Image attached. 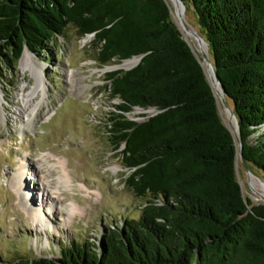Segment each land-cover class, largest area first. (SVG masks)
<instances>
[{
    "label": "trees",
    "instance_id": "trees-1",
    "mask_svg": "<svg viewBox=\"0 0 264 264\" xmlns=\"http://www.w3.org/2000/svg\"><path fill=\"white\" fill-rule=\"evenodd\" d=\"M181 1L236 116L248 169L264 183V0ZM70 25L93 35L102 66L144 55L106 74L119 100L108 133L142 205L98 242L34 264H264V203L244 194L236 139L169 1L0 0L2 69L16 71L25 48L45 56ZM138 108L154 113L139 122L129 116Z\"/></svg>",
    "mask_w": 264,
    "mask_h": 264
},
{
    "label": "rangeland",
    "instance_id": "rangeland-1",
    "mask_svg": "<svg viewBox=\"0 0 264 264\" xmlns=\"http://www.w3.org/2000/svg\"><path fill=\"white\" fill-rule=\"evenodd\" d=\"M185 18L198 31L193 13L186 12ZM66 33L49 46V56L25 48L16 71L0 64V264L59 259L71 244L98 242L109 227L140 215L142 202L125 184L129 172L107 127L119 100L111 98L106 80L116 69H105L125 61L102 66L92 36L81 38L72 25ZM32 68L38 69L46 89L28 97L36 84ZM25 102L27 116L22 113ZM152 113L136 109L129 116L141 122L142 115ZM221 115L231 127L222 103ZM59 161L67 167L69 184L59 181L65 175ZM252 178L249 182L240 172L244 194L264 203L256 194L263 182ZM31 209L45 216L46 228L37 225Z\"/></svg>",
    "mask_w": 264,
    "mask_h": 264
},
{
    "label": "bare ground",
    "instance_id": "bare-ground-1",
    "mask_svg": "<svg viewBox=\"0 0 264 264\" xmlns=\"http://www.w3.org/2000/svg\"><path fill=\"white\" fill-rule=\"evenodd\" d=\"M170 1H172V0H170ZM174 7H175V16L177 17V19L182 21V22L185 21L184 23L188 27V30H185V37L187 38L189 43L193 46L194 50H196V51L198 50L199 52H201V50H203L204 52L207 53V51H208L207 44L205 42L200 43L199 41H197V39L195 37V33H197V31L188 24V22L185 18L186 9L183 8L182 6H180L179 8L177 6H174ZM26 57H27V53L25 54L23 61L25 60ZM136 61H137L136 59H130V60L125 61L122 64L115 65L112 67H107L105 69V71H110L113 69H129L136 64ZM205 68H206V71H207V74H208V77H209L211 83L214 85V90H215L216 95L218 97H220L222 95L221 86L219 84L215 83L212 68L210 66H207V65H205ZM32 70L36 74V76H35L36 77V84H35L34 88L32 89V92L30 93V95L28 97H30L32 95H37L39 92L44 93L45 89H46L45 88L46 87L45 81H44L43 77H41V75L39 74L38 69L32 68ZM29 102H27V103L25 102V106L22 109V113L24 115H26L27 112L29 111V105H28ZM38 107H40V106H38ZM227 114L230 118L229 112H227ZM34 121H31L30 124L32 125L34 123ZM229 123H230V126H232L234 128V131L236 133H238L236 121L233 119V120H230ZM58 164H59V166L62 165V170H63V172H65V175L63 174L62 176H60V179H59L60 183H63V184L71 183L70 175L66 173L67 167L63 166L64 162L59 161ZM19 177L21 178V173L19 174ZM252 181H254L253 178H252ZM22 186H23V183H21V185H20L21 190H23ZM45 189H46V187H45ZM258 193L261 195L260 199L264 200V183H260L259 188H258ZM24 200L26 203H28L26 198H24ZM42 205H43V200H42ZM38 210L37 209H34V210L31 209L32 217L35 218L38 226L40 225L41 227L46 228L48 226L47 220H46L45 216L42 217L41 214H39L40 212ZM76 211H77L76 208H72L73 213H76Z\"/></svg>",
    "mask_w": 264,
    "mask_h": 264
},
{
    "label": "water",
    "instance_id": "water-1",
    "mask_svg": "<svg viewBox=\"0 0 264 264\" xmlns=\"http://www.w3.org/2000/svg\"><path fill=\"white\" fill-rule=\"evenodd\" d=\"M172 3H173L174 6H177L178 8H179L180 6H182L183 8H185V5H184V3H183L181 0H172ZM185 9H186V8H185ZM171 13L173 14L172 9H171ZM184 22H185V21L182 22V21L179 20V23L177 24L178 27H179V29L181 30L182 33H183V31L188 30V27L185 25ZM183 35H184V34H183ZM90 36L93 37V35H90ZM195 37H196L197 41H199L200 43L205 42L204 39L201 38V37L199 36L198 33H195ZM188 43H189V42H188ZM194 52H195V54L197 55V53H196L195 50H194ZM200 53H201V55H202V57H203V62H202V64H203V65L210 66V67L212 68L213 75H214V79H215V83H217V84H219V85L221 86L222 95L220 96V100H221V103H222L224 109H225L227 112H229V114H230V119H231V120L234 119V120L236 121L238 133H236V132L234 131V128H233L232 126H231V127H228V126H227V127L230 129V131L232 132V134L234 135V137H235V139H236L237 146H238L239 159H240V161L242 162V164H243V166H244L246 177H247L248 181L250 182L251 179H252V177H253V175H252L251 172L249 171L248 166H247L246 161H245L244 156H243V152H242V143H241V140H240V138H239V125H238V122H237L236 116H235L233 110L228 106V104H227V102H226V95H227V94H226V91H225V89H224V87H223V85H222V83H221V80H220V78H219V76H218V74H217L216 68H215V66L213 65V63H212V61H211V59H210L208 53L204 52L203 50H201ZM197 56H198V55H197ZM143 57H144V55H142V56H138V57H133L132 59H136V60H137V61H136V64H135L133 67H131V68H129V69H124V70H125V71H127V70H131V69H133L134 67H136L137 65H139V63L142 61ZM129 60H130V59H129ZM126 61H127V60H126ZM116 70H120V69H116ZM113 71H115V70H113ZM209 81H210V79H209ZM210 83H211V81H210ZM211 86H212L213 89H214V85H213L212 83H211ZM216 96H217V95H216ZM217 98H218V96H217ZM218 99H219V98H218ZM138 109H139V110H142V109H140V108H138ZM143 111H144V110H143ZM152 111H154V110H152ZM237 168H238V166H237ZM241 184H242V183H241ZM256 194H257L259 197H261V195H260L258 192H256ZM263 201H264V200H263Z\"/></svg>",
    "mask_w": 264,
    "mask_h": 264
}]
</instances>
